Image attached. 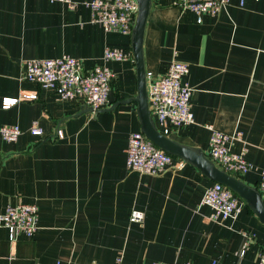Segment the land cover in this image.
I'll return each instance as SVG.
<instances>
[{
	"label": "crops",
	"instance_id": "0c3cea01",
	"mask_svg": "<svg viewBox=\"0 0 264 264\" xmlns=\"http://www.w3.org/2000/svg\"><path fill=\"white\" fill-rule=\"evenodd\" d=\"M72 9L52 0H0V128L17 124L22 135L0 137V216L9 204H36L39 230L11 241L0 224V264H258L264 223L243 203L237 220L209 221L201 205L215 182L173 157L152 176L127 166L129 137L141 131L132 35L106 32L83 2ZM231 0L216 16L196 14L178 0H152L144 39L147 73L164 75L174 60L187 63L195 123L168 137L209 157L208 125L241 134L231 149L254 169L231 174L260 192L264 170V0ZM132 59L109 62L114 72L109 105L97 112L78 100L25 80V62L71 56L85 71L104 63L107 48ZM37 94L9 109L5 98ZM155 119V117L153 116ZM37 121L42 136L31 134ZM64 138L57 137V129ZM212 161V160H211ZM143 219L132 220L134 212Z\"/></svg>",
	"mask_w": 264,
	"mask_h": 264
},
{
	"label": "built area",
	"instance_id": "2783aa9c",
	"mask_svg": "<svg viewBox=\"0 0 264 264\" xmlns=\"http://www.w3.org/2000/svg\"><path fill=\"white\" fill-rule=\"evenodd\" d=\"M62 2L74 9L78 3L74 0H52ZM179 4L196 14L198 23L203 16H216L230 4L231 0H178ZM245 0H242L243 5ZM91 9L93 22L100 25L106 32L118 31L124 35H132L139 12L137 0H89L83 2ZM104 63L85 71L82 61L71 57L35 59L25 62V80L38 84L42 89L54 91L63 100H78L86 107L97 112L106 108L112 90L114 72L109 62H124L132 59V53L123 48H107ZM189 65L174 60L167 72L161 76L147 73L149 104L152 116L160 132L166 136L172 129L190 126L195 123L192 112V88L186 81ZM37 94H24L21 98H5L3 108L9 109L19 101L35 100ZM211 132L209 141V157L221 170L229 174L244 175L254 169V165L246 157L247 148L241 152H233L234 141L241 139V134H225L208 125ZM31 134L42 136L43 130L37 121L31 126ZM57 137L64 138V130L57 129ZM22 130L17 124L5 125L0 128V137L8 143L17 142ZM174 163L173 156L157 147L141 131L133 132L129 137L127 149V166L141 174L158 176L168 171ZM260 182V193L264 200V170ZM201 205L211 208L208 220L221 222L237 220L242 213L243 203L229 187L215 182L205 192ZM143 219L141 212H134L132 220ZM0 224L9 232L11 241L19 236L34 237L39 230V208L36 204H9L0 216ZM57 264H61L58 262ZM91 264H103L92 262ZM112 264L125 263L118 258ZM134 264H171L164 262H145ZM178 264V263H173ZM190 264V263H186ZM212 264H217L213 262ZM258 264H264V250Z\"/></svg>",
	"mask_w": 264,
	"mask_h": 264
},
{
	"label": "water",
	"instance_id": "95a60500",
	"mask_svg": "<svg viewBox=\"0 0 264 264\" xmlns=\"http://www.w3.org/2000/svg\"><path fill=\"white\" fill-rule=\"evenodd\" d=\"M137 1L139 12L132 32V51L137 66L138 94L135 98L128 101L138 103L141 132L164 152L173 157L181 158L184 163L198 167L214 182L229 187L240 199L246 201V204L264 223V200L256 187L249 186L240 179L221 170L213 161L206 157L203 150L183 145L160 132L150 110L147 72L144 61V39L152 9V0Z\"/></svg>",
	"mask_w": 264,
	"mask_h": 264
}]
</instances>
